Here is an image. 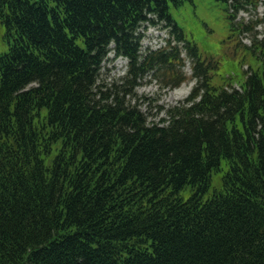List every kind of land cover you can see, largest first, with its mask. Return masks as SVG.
<instances>
[{
	"label": "trees",
	"instance_id": "obj_1",
	"mask_svg": "<svg viewBox=\"0 0 264 264\" xmlns=\"http://www.w3.org/2000/svg\"><path fill=\"white\" fill-rule=\"evenodd\" d=\"M183 1L0 0V264H264V32L235 21L264 0H220L254 30L240 88L212 83ZM156 21L175 43L142 50ZM182 48L196 84L152 120L136 88L185 82ZM111 50L129 63L107 85Z\"/></svg>",
	"mask_w": 264,
	"mask_h": 264
},
{
	"label": "rangeland",
	"instance_id": "obj_2",
	"mask_svg": "<svg viewBox=\"0 0 264 264\" xmlns=\"http://www.w3.org/2000/svg\"><path fill=\"white\" fill-rule=\"evenodd\" d=\"M170 11L174 20L183 29L186 38L197 44L201 56L205 59H215L218 68L213 74L214 85H228L234 83L240 88L244 81V69H255L260 61L249 50L253 43V32L258 31L261 37L264 32V2L257 7L248 4L241 8L235 18L236 23L244 21L253 24L251 32H237L231 26L226 4L220 0H184L179 6L170 3ZM154 27L142 29L144 34L143 47H164L167 39L173 40L171 28L164 22L158 21ZM5 28L0 22V52L8 49V42L4 39ZM173 43L174 40H173ZM181 56L184 58V71L187 81L177 88L164 86L161 78L150 73L136 88L137 97L140 98V107L149 114L150 119L158 120L164 115L157 111V106L168 107L184 99L191 91L196 79L192 77L193 60L187 56L182 48ZM127 71V63L123 58L113 59V53L103 63L101 81L110 85L114 81H121ZM183 89L181 95L175 93ZM222 173L214 174V184L221 186ZM189 189L183 194L188 196Z\"/></svg>",
	"mask_w": 264,
	"mask_h": 264
},
{
	"label": "bare ground",
	"instance_id": "obj_3",
	"mask_svg": "<svg viewBox=\"0 0 264 264\" xmlns=\"http://www.w3.org/2000/svg\"><path fill=\"white\" fill-rule=\"evenodd\" d=\"M183 93V89H180V90H178L175 94L176 95H181Z\"/></svg>",
	"mask_w": 264,
	"mask_h": 264
}]
</instances>
